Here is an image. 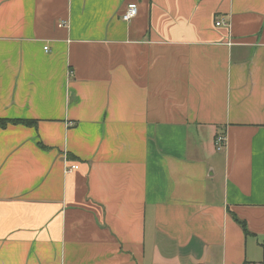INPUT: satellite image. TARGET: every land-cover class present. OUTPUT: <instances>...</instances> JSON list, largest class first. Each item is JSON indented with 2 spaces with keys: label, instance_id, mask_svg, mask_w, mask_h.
I'll return each instance as SVG.
<instances>
[{
  "label": "crops",
  "instance_id": "1",
  "mask_svg": "<svg viewBox=\"0 0 264 264\" xmlns=\"http://www.w3.org/2000/svg\"><path fill=\"white\" fill-rule=\"evenodd\" d=\"M0 119V264H264V0H0Z\"/></svg>",
  "mask_w": 264,
  "mask_h": 264
},
{
  "label": "built area",
  "instance_id": "2",
  "mask_svg": "<svg viewBox=\"0 0 264 264\" xmlns=\"http://www.w3.org/2000/svg\"><path fill=\"white\" fill-rule=\"evenodd\" d=\"M138 13V5L135 2H132L128 4L126 12L123 14V19L125 21H130L133 19ZM217 25L224 24L223 20H219L216 22ZM45 49H48V46L45 47ZM226 145V137L224 134H218L216 136L215 140V147L217 150H222L224 146ZM79 165L78 164H71L68 166L67 171L71 172L72 170L78 169Z\"/></svg>",
  "mask_w": 264,
  "mask_h": 264
},
{
  "label": "trees",
  "instance_id": "3",
  "mask_svg": "<svg viewBox=\"0 0 264 264\" xmlns=\"http://www.w3.org/2000/svg\"><path fill=\"white\" fill-rule=\"evenodd\" d=\"M9 123H23V124H26V125L36 124L35 121H28V120H22V119H13V120H11V119H0V127H6ZM239 222L244 227V230L246 232H248L246 224L244 222H242V221H239Z\"/></svg>",
  "mask_w": 264,
  "mask_h": 264
}]
</instances>
